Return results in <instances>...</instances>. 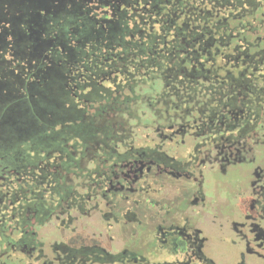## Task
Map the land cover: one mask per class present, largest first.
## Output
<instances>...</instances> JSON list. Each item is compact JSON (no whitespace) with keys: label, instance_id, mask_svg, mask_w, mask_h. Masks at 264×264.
I'll use <instances>...</instances> for the list:
<instances>
[{"label":"flooded vegetation","instance_id":"flooded-vegetation-1","mask_svg":"<svg viewBox=\"0 0 264 264\" xmlns=\"http://www.w3.org/2000/svg\"><path fill=\"white\" fill-rule=\"evenodd\" d=\"M183 6L102 65L79 140L0 157V264H264V0Z\"/></svg>","mask_w":264,"mask_h":264},{"label":"rangeland","instance_id":"rangeland-1","mask_svg":"<svg viewBox=\"0 0 264 264\" xmlns=\"http://www.w3.org/2000/svg\"><path fill=\"white\" fill-rule=\"evenodd\" d=\"M18 1L0 0V48L5 47L0 54V157L12 158L14 167L17 162L13 157L45 154L47 148H40L43 139H50L51 146L53 137L60 143L79 140L81 109L112 95L110 82L101 87L95 79L105 73L103 64L111 65L117 46L152 52L163 37H169L164 39L167 42L172 40L169 33L182 25L180 11L184 10V0H73V5L60 12L34 10L29 5L25 10L17 7ZM14 9L27 11L28 19L37 27L39 33L33 37L38 50L32 53L14 45V37L22 41L27 34L26 17L14 16ZM90 9L93 12H87ZM73 10L77 16L67 12ZM85 21L95 24L78 28V23ZM151 27L161 29L162 34L153 33ZM45 28L48 37L60 39V47L56 54L50 51V58L42 59ZM66 29L70 34L63 32ZM123 42L126 45H121ZM76 85L82 97H74ZM18 124L24 129L9 132Z\"/></svg>","mask_w":264,"mask_h":264},{"label":"trees","instance_id":"trees-1","mask_svg":"<svg viewBox=\"0 0 264 264\" xmlns=\"http://www.w3.org/2000/svg\"><path fill=\"white\" fill-rule=\"evenodd\" d=\"M77 16V15H76ZM25 21H27L28 23H26L27 25V34L25 36V38L22 41V45L25 50H27L28 53H32L33 51H35L38 48V42L36 40H34L33 37V31H37V27L35 28L34 24L30 22V20L28 19V17L26 16ZM31 23V24H30ZM89 23V26L95 24L93 23V21H85L84 23H78V28L82 27V25L87 26ZM94 26V25H93ZM84 30V29H83ZM66 35L70 34V30L66 29V31H63ZM39 33V32H38ZM44 36H43V56L41 57L42 59L50 58V51L53 52V54H56L57 52V48L60 47L59 43H60V39H58L57 36H54V38L48 37L49 31L48 28H45L44 30ZM38 35V34H37ZM32 36V37H31ZM14 42H17L16 38L14 39ZM18 44V42L16 43ZM16 44H14L15 46H17ZM38 50V49H37Z\"/></svg>","mask_w":264,"mask_h":264},{"label":"water","instance_id":"water-1","mask_svg":"<svg viewBox=\"0 0 264 264\" xmlns=\"http://www.w3.org/2000/svg\"><path fill=\"white\" fill-rule=\"evenodd\" d=\"M24 3H28L27 5H29V7L34 10L41 9L46 12H50V11L60 12V11H64L69 4L73 5V0H19L17 2L18 7L24 5Z\"/></svg>","mask_w":264,"mask_h":264}]
</instances>
